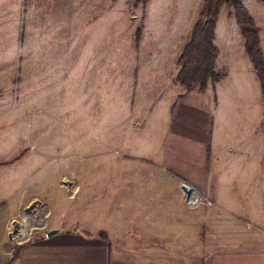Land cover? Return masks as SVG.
<instances>
[{
    "label": "rangeland",
    "instance_id": "1",
    "mask_svg": "<svg viewBox=\"0 0 264 264\" xmlns=\"http://www.w3.org/2000/svg\"><path fill=\"white\" fill-rule=\"evenodd\" d=\"M4 1L11 13L0 21V162L24 155L12 166L0 167V264L15 249L46 236L57 219L66 225L69 212L89 213L102 206L127 214L152 209L132 205V192L158 196L164 191L183 198L184 206L195 211L192 224L202 225L203 255L264 249V99L250 58L245 53V59L223 60L227 68L217 62L218 71L232 73L214 93L217 115L196 103L197 88L189 92L175 83L178 57L203 0ZM243 2L260 27L264 48V4ZM230 13L231 8H222L216 44L233 54L245 52L244 37ZM83 26H89V34ZM84 54L91 55V65L104 64L106 74L68 77L41 69L44 64L57 67L59 56ZM120 56L122 71L116 68ZM116 89L121 99L115 98ZM185 91L189 94L171 112L168 100ZM209 113L212 120H222L225 132L242 137L243 149L249 147L245 159L260 170H252L249 179L258 187L236 190L243 197L233 205L215 204L209 188L186 193L181 187L186 183L164 173L162 159L147 154L138 139H148L156 148L176 142V150L193 154L200 149L198 142L185 134L203 127ZM116 132L127 139L121 146L114 142ZM131 136L136 140L131 142ZM167 166L172 173L187 167L172 156ZM116 171H121L119 179ZM117 179L167 182L170 188L116 189ZM123 198L129 201L123 204Z\"/></svg>",
    "mask_w": 264,
    "mask_h": 264
},
{
    "label": "crops",
    "instance_id": "2",
    "mask_svg": "<svg viewBox=\"0 0 264 264\" xmlns=\"http://www.w3.org/2000/svg\"><path fill=\"white\" fill-rule=\"evenodd\" d=\"M4 3V0H0V21H3L5 16L11 13V11H6ZM84 28H87L89 34V26H83ZM217 35L216 32V39ZM232 39L229 42H232ZM220 50L217 62L222 63L226 68L228 65L224 64L223 60L234 61L236 55L244 58L246 53V50L244 52L241 49L237 50L235 54H233L234 50L231 52H228L227 49L223 51L220 48ZM57 59V67L44 64L41 67L43 72L47 74L50 69V73L57 71L54 73L57 76L68 77L81 76L87 72L90 74L95 72L92 75L99 76L106 74L107 68L104 64H90L92 60L90 54H84L81 58L63 55ZM57 59L53 57L51 60ZM101 59L100 56H95L93 60L101 61ZM123 61L124 58L121 56L116 61V68H119L120 71L123 68ZM47 66L50 68H46ZM226 74L227 76L221 80L228 79L232 75L230 71ZM219 81L209 84L204 92L197 89V94L194 96L198 105H208L215 115L218 113L219 98L214 93L220 90ZM189 92L179 93L173 99L170 97L167 105L171 112L177 108L179 101L183 100ZM117 93L115 98L118 99L117 96H119L121 99V90ZM260 121H258V125ZM221 122L222 120H217V117L212 120V115L209 113V120H203V127H199L196 133L186 132L187 139L196 140L198 142L196 146L200 148L193 154L186 153L189 152V149H186L187 151L176 150V142L172 143V148L160 146L156 148L153 143H149L148 139L140 141L141 136L138 139L147 154H153L158 159H162V165L165 166L162 168L164 173L178 176L179 180L185 182L192 189L209 188L214 190L215 196L212 199L215 204L233 205L238 202L237 199L243 197L236 190L255 188V185L258 187L257 182L251 183L249 179H251L252 170L255 172L260 170L259 167L252 169L248 163L249 160L245 159L249 158V147L243 149L245 145L242 137L225 132V125L223 126V123L219 125ZM256 128L257 125L255 127L253 124L252 131L254 132ZM103 138L107 139L106 133ZM113 138L116 146H121L123 140L127 141L118 132ZM130 139L131 142L136 140L133 136ZM100 140L105 142L101 137ZM226 141L231 142L227 143ZM169 154L172 158H179L180 162H183L187 167H184L181 172L172 173V169L167 166ZM237 158L238 164H236ZM193 166L196 168L192 169ZM120 172L116 171L118 179ZM118 179L114 184L116 189L163 190L170 188V183L167 182L133 180L130 183V181ZM132 193L135 195L129 199L132 205H151L152 209L148 207L145 209L146 211L127 214L118 207L102 206L89 213L86 210L81 211L84 213L69 212L67 217L65 216L66 225L61 224L62 222L59 223V219H57L48 230H59L57 233L50 237L46 235L40 240L22 247L19 246L17 257L11 260L12 257L9 256L4 264H264V249L219 251L214 255H203L202 225L192 224L191 221H196L195 211L188 210L184 206L183 198L170 197V193L164 191L158 196H155L154 193L152 196H143L141 192ZM123 200V204L129 201L128 198H123ZM177 206H180L181 209H178ZM138 209L143 210L144 208L139 207ZM138 209L136 208V210ZM102 234H105V237H102Z\"/></svg>",
    "mask_w": 264,
    "mask_h": 264
},
{
    "label": "trees",
    "instance_id": "3",
    "mask_svg": "<svg viewBox=\"0 0 264 264\" xmlns=\"http://www.w3.org/2000/svg\"><path fill=\"white\" fill-rule=\"evenodd\" d=\"M149 0H137L147 3ZM264 4V0H259ZM231 8L244 37L245 50L250 58L264 99V49L260 27L243 0H203L198 18L192 29L189 41L178 57L179 66L175 82L187 90L206 91L209 82H217L227 76L217 70V61L221 50L216 44V27L222 8ZM141 30L136 33V42L140 40ZM24 152L11 160L0 162V167H9L22 158ZM105 237V234H102ZM15 249L11 260L18 255Z\"/></svg>",
    "mask_w": 264,
    "mask_h": 264
},
{
    "label": "water",
    "instance_id": "4",
    "mask_svg": "<svg viewBox=\"0 0 264 264\" xmlns=\"http://www.w3.org/2000/svg\"><path fill=\"white\" fill-rule=\"evenodd\" d=\"M182 189L186 192V193H190L192 191V188L189 187L188 185L186 184H183L182 185ZM59 230H50V231H47L46 234L47 236H52L53 234L57 233Z\"/></svg>",
    "mask_w": 264,
    "mask_h": 264
}]
</instances>
